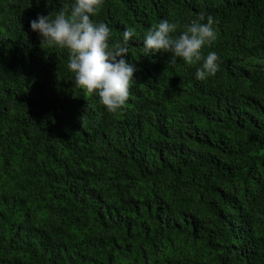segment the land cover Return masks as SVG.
<instances>
[{"label": "trees", "instance_id": "obj_1", "mask_svg": "<svg viewBox=\"0 0 264 264\" xmlns=\"http://www.w3.org/2000/svg\"><path fill=\"white\" fill-rule=\"evenodd\" d=\"M73 2L0 0V264H264V0H105L112 40L136 30L115 113L31 29ZM200 13L205 81L143 44Z\"/></svg>", "mask_w": 264, "mask_h": 264}, {"label": "clouds", "instance_id": "obj_2", "mask_svg": "<svg viewBox=\"0 0 264 264\" xmlns=\"http://www.w3.org/2000/svg\"><path fill=\"white\" fill-rule=\"evenodd\" d=\"M104 3L105 0H74L47 16L39 15L31 21V29L41 35L43 48L66 50L74 86L86 95H98L100 103L115 113L126 106L135 80L136 68L125 56L136 30L126 27L122 41L112 40L109 25L94 19ZM215 23L211 14L200 13L180 30L178 21L163 19L145 33V53H171L172 65L178 58L189 65L199 64L196 79L205 81L219 70V55L215 51L207 55L202 52L217 39ZM178 30L180 34L175 35Z\"/></svg>", "mask_w": 264, "mask_h": 264}]
</instances>
